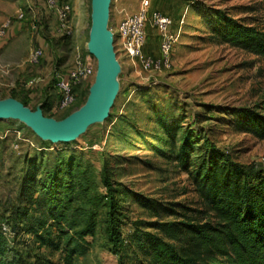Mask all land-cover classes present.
Wrapping results in <instances>:
<instances>
[{
  "label": "rangeland",
  "instance_id": "obj_1",
  "mask_svg": "<svg viewBox=\"0 0 264 264\" xmlns=\"http://www.w3.org/2000/svg\"><path fill=\"white\" fill-rule=\"evenodd\" d=\"M64 1L70 34L43 0H0V99L25 100L58 120L85 102L92 83L77 86L75 100L59 109L58 76L78 60L95 63L87 47L91 0ZM142 1L122 0V13ZM145 2L150 10L178 14L168 68L144 70L118 50V90L108 116L72 140L53 142L19 119H0V264H63L65 245H74L89 219L94 232L72 264H135L141 257L130 237L136 221L181 219L168 208L203 207L193 177L210 154L264 169V139L239 129L246 109L264 115V58L221 42L215 31L222 13L264 29V3ZM146 31L145 45L156 55L160 38L149 22ZM38 47L35 63L31 53ZM183 146L187 171L178 160ZM149 199L160 203L157 209L145 204Z\"/></svg>",
  "mask_w": 264,
  "mask_h": 264
},
{
  "label": "trees",
  "instance_id": "obj_2",
  "mask_svg": "<svg viewBox=\"0 0 264 264\" xmlns=\"http://www.w3.org/2000/svg\"><path fill=\"white\" fill-rule=\"evenodd\" d=\"M215 31L221 42L264 58V29L257 25L245 24L222 13L215 23ZM19 101L29 106L27 101ZM246 110L239 129L264 139V115ZM184 148L178 160L187 171ZM193 182L203 207L184 206L183 212L170 207L169 213H177L182 218L134 223L130 237L141 253L135 264H264V169L254 163L219 161L210 154ZM110 197V207H114L113 195ZM51 201L48 199V205L56 211L55 217L62 219L63 212ZM145 204L153 209L160 205L154 199ZM94 227V220L89 219L77 231L79 239L74 245L67 246L69 242L65 245L63 264H72L73 253L86 251L88 241L84 237L92 234ZM111 233L118 243L120 238L113 224Z\"/></svg>",
  "mask_w": 264,
  "mask_h": 264
},
{
  "label": "water",
  "instance_id": "obj_3",
  "mask_svg": "<svg viewBox=\"0 0 264 264\" xmlns=\"http://www.w3.org/2000/svg\"><path fill=\"white\" fill-rule=\"evenodd\" d=\"M111 0H91L88 51L96 61V71L85 102L62 119L45 116L37 106L32 109L13 98L0 99V119H19L43 139L68 141L88 125L107 117L118 90L120 64L116 57L113 33L108 27Z\"/></svg>",
  "mask_w": 264,
  "mask_h": 264
},
{
  "label": "built area",
  "instance_id": "obj_4",
  "mask_svg": "<svg viewBox=\"0 0 264 264\" xmlns=\"http://www.w3.org/2000/svg\"><path fill=\"white\" fill-rule=\"evenodd\" d=\"M43 1L47 7L55 10L63 32L70 34V5L64 0ZM21 16L22 14H20ZM148 22L160 38L157 55L143 52ZM182 22L181 20L180 23ZM172 26L173 20L169 15L157 9L150 10L148 4L143 0L137 10L126 13L116 27L109 28L113 33L115 52L121 50L129 60L133 63L137 62L144 70L159 71L168 68L171 64V52L175 40ZM41 54V48L34 49L31 53L32 62L37 63ZM95 71L96 61L94 64H89L78 60L73 67L69 68L64 74L59 75L56 82L59 92L57 108L68 107L75 100V88L86 81L93 82Z\"/></svg>",
  "mask_w": 264,
  "mask_h": 264
},
{
  "label": "crops",
  "instance_id": "obj_5",
  "mask_svg": "<svg viewBox=\"0 0 264 264\" xmlns=\"http://www.w3.org/2000/svg\"><path fill=\"white\" fill-rule=\"evenodd\" d=\"M122 6H123L122 0H117V2H115V6H114V10H113V18H112L113 27H116L119 24V22L122 19V17L127 13V12L126 13H122ZM161 12H163L166 15H169L172 18L173 25H174V19H176L178 17V14L173 12V11H165V12L161 11ZM50 30H52V28ZM146 39H147V37H146ZM144 48H145V52H147L149 54L153 50L152 46L148 47V46L145 45ZM122 56H123V58H126L125 62L129 61V59H127V57H125V55L122 54Z\"/></svg>",
  "mask_w": 264,
  "mask_h": 264
}]
</instances>
